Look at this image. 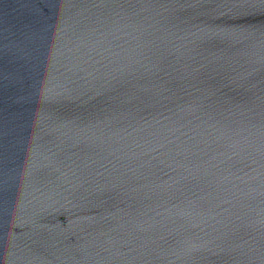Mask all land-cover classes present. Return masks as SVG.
<instances>
[{"label": "water", "instance_id": "obj_1", "mask_svg": "<svg viewBox=\"0 0 264 264\" xmlns=\"http://www.w3.org/2000/svg\"><path fill=\"white\" fill-rule=\"evenodd\" d=\"M0 264H264V0H0Z\"/></svg>", "mask_w": 264, "mask_h": 264}]
</instances>
